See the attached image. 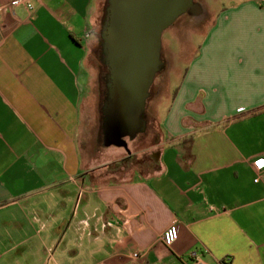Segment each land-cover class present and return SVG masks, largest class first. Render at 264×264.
<instances>
[{
    "label": "crops",
    "instance_id": "obj_1",
    "mask_svg": "<svg viewBox=\"0 0 264 264\" xmlns=\"http://www.w3.org/2000/svg\"><path fill=\"white\" fill-rule=\"evenodd\" d=\"M11 1L0 0V255L192 264L199 250L209 262L264 264V182H255L264 158V0L218 12L160 108L150 164L126 175L129 159L96 164L80 145L106 0H31L33 10ZM173 222L180 234L168 246Z\"/></svg>",
    "mask_w": 264,
    "mask_h": 264
},
{
    "label": "water",
    "instance_id": "obj_2",
    "mask_svg": "<svg viewBox=\"0 0 264 264\" xmlns=\"http://www.w3.org/2000/svg\"><path fill=\"white\" fill-rule=\"evenodd\" d=\"M103 28L109 68L104 146L124 147L145 131L150 88L163 67V33L195 0H109Z\"/></svg>",
    "mask_w": 264,
    "mask_h": 264
},
{
    "label": "rangeland",
    "instance_id": "obj_3",
    "mask_svg": "<svg viewBox=\"0 0 264 264\" xmlns=\"http://www.w3.org/2000/svg\"><path fill=\"white\" fill-rule=\"evenodd\" d=\"M109 0L105 1L108 3ZM238 0H195L196 11L183 14L176 22L163 33L162 60L163 69L157 74L154 81V92L147 104L153 120L148 129L139 134L134 140L128 139L132 157L124 164L123 172L132 173L133 168L142 163L150 164L153 150L157 149L161 136L160 117L161 106L172 100L177 84L185 73L189 61L197 54L199 43L211 27L218 12ZM106 8V7H105ZM107 11L101 18L103 24ZM100 16V15H99ZM103 21V22H102ZM104 26H96L93 51L89 57V97L88 110L84 114L80 130V145L83 156L93 160L96 164L113 162L126 158L130 154L124 147L104 146V104L107 91L102 73L109 70L103 59L102 51ZM91 92V94H90ZM156 143V144H155ZM115 162V163H114ZM149 162V163H148ZM31 256L13 254L0 255V264H29Z\"/></svg>",
    "mask_w": 264,
    "mask_h": 264
},
{
    "label": "built area",
    "instance_id": "obj_4",
    "mask_svg": "<svg viewBox=\"0 0 264 264\" xmlns=\"http://www.w3.org/2000/svg\"><path fill=\"white\" fill-rule=\"evenodd\" d=\"M11 5H25L28 9L33 10L34 4L31 0H12ZM255 167L257 170V176L255 182H264V158H259L255 161ZM179 226L176 222L170 224L163 233V241L166 245L171 246L179 238ZM205 252L199 250H193L189 253V257L192 260V264H229L227 260H216L209 262L205 259ZM136 255H139L136 253Z\"/></svg>",
    "mask_w": 264,
    "mask_h": 264
},
{
    "label": "flooded vegetation",
    "instance_id": "obj_5",
    "mask_svg": "<svg viewBox=\"0 0 264 264\" xmlns=\"http://www.w3.org/2000/svg\"><path fill=\"white\" fill-rule=\"evenodd\" d=\"M192 11H196L195 9L194 10H192ZM180 18V17H179ZM178 18V19H179ZM177 19V20H178ZM105 20H106V16H105V19H104V22H103V26L105 25ZM176 22V21H175ZM102 51H103V53H104V45H103V43H102ZM103 59H105V54H104V57H103ZM162 69H163V67H162ZM161 71V70H160ZM159 71V72H160ZM158 72V73H159ZM157 73V74H158ZM108 74H109V70L108 71H106V72H104V73H102V79L103 80H105V88H106V91L108 90V81H107V79H108ZM157 76V75H156ZM155 79H156V77H155ZM155 81V80H154ZM150 92H151V94H150V96L152 95V93L154 92V82L152 83V86H151V88H150ZM107 97H105V99H106ZM149 99V98H148ZM105 105V104H104ZM151 115H153V114H151L150 113V110H149V107H148V104H147V108H146V111H145V113H144V119H145V121H146V129H145V131L148 129V127H149V125L151 124V123H153V122H155L154 120H153V116H151ZM144 131V132H145ZM144 132H142V133H144ZM141 133V134H142ZM138 137V136H137ZM136 137V138H137ZM129 153V152H128ZM133 152L131 151V153H129L130 155L129 156H131V154H132Z\"/></svg>",
    "mask_w": 264,
    "mask_h": 264
},
{
    "label": "trees",
    "instance_id": "obj_6",
    "mask_svg": "<svg viewBox=\"0 0 264 264\" xmlns=\"http://www.w3.org/2000/svg\"><path fill=\"white\" fill-rule=\"evenodd\" d=\"M108 5H109V2H108V3H106L105 7L107 8V7H108ZM106 8H105V10H106ZM104 13H105V12H104ZM104 82H105V80H104ZM104 84H105V83H104ZM129 158H130V157L123 158V159L121 160V162H125V161H127Z\"/></svg>",
    "mask_w": 264,
    "mask_h": 264
}]
</instances>
